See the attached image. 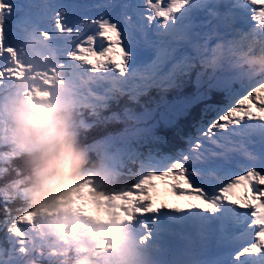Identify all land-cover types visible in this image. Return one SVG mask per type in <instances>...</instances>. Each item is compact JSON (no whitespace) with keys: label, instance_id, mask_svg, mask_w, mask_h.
Returning <instances> with one entry per match:
<instances>
[{"label":"snow or ice","instance_id":"obj_1","mask_svg":"<svg viewBox=\"0 0 264 264\" xmlns=\"http://www.w3.org/2000/svg\"><path fill=\"white\" fill-rule=\"evenodd\" d=\"M49 18L51 25L45 24ZM30 27L55 54L56 65L84 83L110 72L127 74L132 52L142 49H155L153 71L173 53L185 59L186 53L195 55L217 67L232 64L218 54L221 50H242L248 42L244 62L256 63L254 49L259 47L258 63L264 69V0H49L39 11L33 3L0 0V93L32 71L20 55L21 36ZM161 37L182 42L180 50ZM57 66L33 72L31 78L51 86L59 78ZM261 77L258 86L249 84L250 90L226 87L224 105L209 109L212 117L187 152L115 194L127 219L151 217L155 223L164 212L198 210L213 218L211 227L222 238L214 253L220 257L217 264H264V71ZM157 181L187 208L156 206ZM236 189L244 194L234 199ZM2 210L12 247L7 259L0 250V264H20L15 254L27 256L29 251L21 225L31 223L35 214L18 210L13 216L6 202ZM237 231L241 239H255L237 243ZM142 239L149 241L151 233Z\"/></svg>","mask_w":264,"mask_h":264},{"label":"clouds","instance_id":"obj_2","mask_svg":"<svg viewBox=\"0 0 264 264\" xmlns=\"http://www.w3.org/2000/svg\"><path fill=\"white\" fill-rule=\"evenodd\" d=\"M22 43L21 59L32 71L0 93V140L19 158L21 171L0 191L7 188L24 210L37 211L35 224L25 227L49 264H156L152 246L130 221L93 210L89 195L78 188L88 175L106 190L122 179L117 169L92 162L79 145L85 83L60 69L34 33ZM53 66L59 78L51 86L31 78Z\"/></svg>","mask_w":264,"mask_h":264},{"label":"trees","instance_id":"obj_3","mask_svg":"<svg viewBox=\"0 0 264 264\" xmlns=\"http://www.w3.org/2000/svg\"><path fill=\"white\" fill-rule=\"evenodd\" d=\"M90 134L97 135V134H93V133H90ZM92 135L90 136V140H95L96 139L95 137H97V136L93 137ZM88 140H89V138H86L85 140H82L81 142H79L80 147L82 148L83 145L85 146L86 144H88V142H89ZM82 142H84V144H82ZM1 153L5 154V152H1ZM97 159H98L97 156H95L94 159L91 158L92 162H98V161H96ZM12 161H13L14 165L12 168L7 169L3 181L0 182V187L6 186L8 183L12 182L14 180V178H18L20 175L21 161L19 160V158L16 155H14V158L12 159ZM4 202H6L8 204V207L12 210L13 216H15L17 214L18 210H21V211L24 210L23 204L21 203V201L19 199L16 198L14 192L8 190L7 188H5L3 191H0V226L1 225L5 226V221L8 218L2 210ZM26 212H27V210H26ZM1 239H2V237H1ZM4 245H5V241L0 240V247H3Z\"/></svg>","mask_w":264,"mask_h":264},{"label":"rangeland","instance_id":"obj_4","mask_svg":"<svg viewBox=\"0 0 264 264\" xmlns=\"http://www.w3.org/2000/svg\"><path fill=\"white\" fill-rule=\"evenodd\" d=\"M93 148L94 149H101L100 151H101V154L103 155V157L104 158H106V157H108L105 153H104V151H103V148H104V146L103 145H101V144H98V145H93ZM34 212V211H33ZM2 229V228H1Z\"/></svg>","mask_w":264,"mask_h":264}]
</instances>
